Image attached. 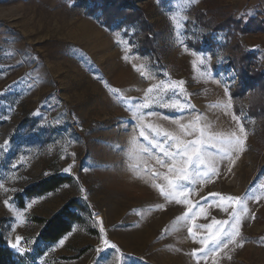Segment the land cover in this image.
Segmentation results:
<instances>
[{
	"label": "rangeland",
	"instance_id": "1",
	"mask_svg": "<svg viewBox=\"0 0 264 264\" xmlns=\"http://www.w3.org/2000/svg\"><path fill=\"white\" fill-rule=\"evenodd\" d=\"M105 2L0 0V233L20 264H264V128L248 115L254 89L241 95L235 67L240 53L255 52L264 72V0H130L123 10L145 11L158 57L141 51L135 22L104 26ZM236 22L251 23V32ZM153 85L174 89L149 94L141 111L156 115L141 123L129 108L144 103ZM169 99L183 111L165 107ZM190 124L195 133L186 135L180 125ZM149 125L185 142L199 139L202 126L206 136L223 138L243 125L246 138L230 159L210 149L216 174L166 200L155 185L167 190L176 175L141 128L166 150L176 148ZM53 174L71 180L17 206V195ZM228 197L247 208L242 246L193 256L213 220L231 223ZM71 201L82 221L52 244L38 242V219ZM185 213L190 218L180 219Z\"/></svg>",
	"mask_w": 264,
	"mask_h": 264
},
{
	"label": "snow or ice",
	"instance_id": "2",
	"mask_svg": "<svg viewBox=\"0 0 264 264\" xmlns=\"http://www.w3.org/2000/svg\"><path fill=\"white\" fill-rule=\"evenodd\" d=\"M201 63H203V60L201 61ZM179 84L182 85L183 81L179 82ZM164 88L174 89V86L153 85L152 87H149L145 94V102L132 105V107L129 108V111H132V109L135 108L134 116L141 123L143 122L145 115H156V113L145 114L141 110L149 106L147 102L149 99V94H152L154 90H156L158 94L159 91H162ZM113 91L115 92V90ZM163 104L165 107H175L180 111H183L184 107L182 104H179L171 99L163 101ZM230 106L231 105L228 104L225 107ZM201 118L202 117L198 114L197 120L193 122V124L199 123ZM175 122L179 123V121ZM193 124H190L188 126L180 125V128L186 135H192L195 133ZM148 127L152 129L156 136L163 135L169 140L173 141L174 147L176 148V151L174 152L166 150L158 141L150 139L149 136L145 134L144 129L141 128L140 136H143L145 140H148L149 143H152L154 147H158L161 149V151L164 152V155L171 161V164L168 165L169 172L176 175L175 182H173L172 180H168L167 190H165V188L160 185H155L159 188L161 195L164 196L166 200L169 198H174L177 195L186 194L190 190V185L196 184L205 177L211 179V175L216 174L217 169L215 168L214 163L211 159L213 153L210 151V149L217 148L218 151L224 152L230 159L231 153L233 151H236L238 149L242 150L244 140L246 138V132L243 125L239 126V135L236 132H231L223 138L214 136L211 133H208L206 136V129L204 126H202L199 131L200 138L193 139L187 142L173 135L172 133L163 131L162 129L153 127L152 125H149ZM189 129H191V131H189ZM133 143H136L135 137L133 138ZM157 163L163 165L164 162L160 159H157ZM177 165H179V167H177ZM65 171H69V169H65ZM0 187H2V185H0ZM210 195L216 196L218 194L212 193ZM221 199L224 198L222 197ZM227 200L233 207V212L231 214V223L229 222V220H213V225H216L215 230L210 233L209 237H206L200 241L203 246L200 249L194 251L192 253L193 256H196L197 252H200L204 254L203 258L206 259L208 256H215L219 252L228 248L230 244L235 245L236 247L242 246L241 241H239L237 238L240 236L239 225L241 215L247 212V208L244 206L242 198L228 197ZM237 205L240 207V209H242L241 212L236 211ZM201 211H203L202 208ZM194 215L195 213H193V216ZM189 218L190 217L188 216V214L185 213V215L180 219L187 220ZM208 227L211 228L212 225H209ZM101 230L103 231V229ZM188 231L190 234H192L191 228H189ZM20 241L21 238L17 237L16 243L13 244L12 247L18 249ZM60 243L63 244V240H61ZM104 243H107V241H104ZM20 250L22 251V249Z\"/></svg>",
	"mask_w": 264,
	"mask_h": 264
},
{
	"label": "trees",
	"instance_id": "3",
	"mask_svg": "<svg viewBox=\"0 0 264 264\" xmlns=\"http://www.w3.org/2000/svg\"><path fill=\"white\" fill-rule=\"evenodd\" d=\"M107 1V3L105 2ZM105 5H102V14L100 19L104 26H109L112 22L122 18L124 21L136 23L139 27V42L141 51L143 53H151L158 57L159 46L155 44L157 34L154 32L153 27L146 19V13L141 8H133V10L126 11L123 7L127 6L130 0H104ZM108 5V6H106ZM101 7V6H100ZM97 8V9H100ZM105 7H110L114 12H105ZM134 16V17H132ZM199 20V16H196ZM229 21L226 23L215 26L214 30L225 29L229 26ZM236 29H239L242 33L251 32V23H247L244 27H240V23H235ZM256 53H240L239 57L235 60V67L238 75L242 81L241 95H244L247 89H254L253 97L249 101L247 108L248 115L256 118L261 122L264 128V72L261 71L260 66L255 62ZM236 93H234L235 95ZM240 95H238L239 97ZM238 104L235 102L234 111L238 112ZM71 177L53 174L37 183L24 189L21 195L16 196V203L18 207L24 206V198H31L44 195L59 188L61 185L69 183ZM76 201H71L65 204L50 218H40L38 222L42 224V228L38 234L37 240L43 244H52L61 239L66 233L71 230L72 225L80 223L82 218L74 208ZM80 208V207H78ZM21 257L16 254L9 246L2 233H0V264H20Z\"/></svg>",
	"mask_w": 264,
	"mask_h": 264
}]
</instances>
